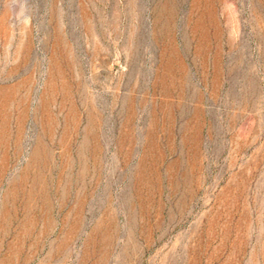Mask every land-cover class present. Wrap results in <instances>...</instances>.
<instances>
[{"label":"rangeland","instance_id":"374dc122","mask_svg":"<svg viewBox=\"0 0 264 264\" xmlns=\"http://www.w3.org/2000/svg\"><path fill=\"white\" fill-rule=\"evenodd\" d=\"M0 264H264V0H0Z\"/></svg>","mask_w":264,"mask_h":264}]
</instances>
